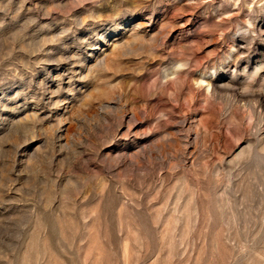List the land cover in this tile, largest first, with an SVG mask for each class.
<instances>
[{
    "label": "rangeland",
    "instance_id": "rangeland-1",
    "mask_svg": "<svg viewBox=\"0 0 264 264\" xmlns=\"http://www.w3.org/2000/svg\"><path fill=\"white\" fill-rule=\"evenodd\" d=\"M0 264H264V0H0Z\"/></svg>",
    "mask_w": 264,
    "mask_h": 264
}]
</instances>
